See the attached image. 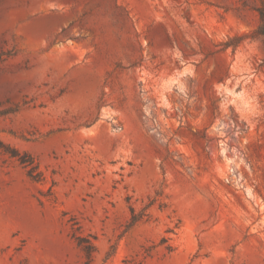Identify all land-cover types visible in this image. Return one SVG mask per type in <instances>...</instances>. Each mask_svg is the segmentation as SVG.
Returning <instances> with one entry per match:
<instances>
[{
    "label": "rangeland",
    "instance_id": "1",
    "mask_svg": "<svg viewBox=\"0 0 264 264\" xmlns=\"http://www.w3.org/2000/svg\"><path fill=\"white\" fill-rule=\"evenodd\" d=\"M261 7L0 0V264H264Z\"/></svg>",
    "mask_w": 264,
    "mask_h": 264
},
{
    "label": "trees",
    "instance_id": "2",
    "mask_svg": "<svg viewBox=\"0 0 264 264\" xmlns=\"http://www.w3.org/2000/svg\"><path fill=\"white\" fill-rule=\"evenodd\" d=\"M260 17H261V25L259 26V32L264 36V7L258 9ZM0 147L3 148L7 153H9L12 157L17 158L19 163L26 169L28 177L35 181L41 182L44 180L43 173L39 170L38 163L33 155L28 152H21L17 148L7 145L0 141ZM131 217L129 220V226L135 225L138 221L143 219L145 216H148L146 210H142L141 212H137L135 208L130 206ZM78 244L82 245L83 250L88 258V262L94 252V244L91 241H86L84 237H77ZM171 247H169V250Z\"/></svg>",
    "mask_w": 264,
    "mask_h": 264
}]
</instances>
